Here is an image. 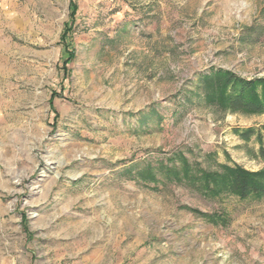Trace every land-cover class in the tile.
Masks as SVG:
<instances>
[{
    "label": "rangeland",
    "instance_id": "374dc122",
    "mask_svg": "<svg viewBox=\"0 0 264 264\" xmlns=\"http://www.w3.org/2000/svg\"><path fill=\"white\" fill-rule=\"evenodd\" d=\"M212 69L264 77V0H0V264H264V197L123 171L264 168V113L207 105Z\"/></svg>",
    "mask_w": 264,
    "mask_h": 264
},
{
    "label": "trees",
    "instance_id": "16d2710c",
    "mask_svg": "<svg viewBox=\"0 0 264 264\" xmlns=\"http://www.w3.org/2000/svg\"><path fill=\"white\" fill-rule=\"evenodd\" d=\"M196 87L206 104L217 111L264 113V77L246 78L231 70L212 69L198 74ZM252 134L262 143L264 125L259 130L250 127L240 133L245 139ZM259 154L264 161L262 145ZM215 166L212 169L204 168L197 161L191 162L183 152L174 150L156 159H144L141 165L133 164L123 171L131 174L135 180L183 185L204 197L214 198L221 193L241 199L264 197V168L249 170L236 163H216ZM202 216L211 223L226 222L220 215L203 213Z\"/></svg>",
    "mask_w": 264,
    "mask_h": 264
}]
</instances>
